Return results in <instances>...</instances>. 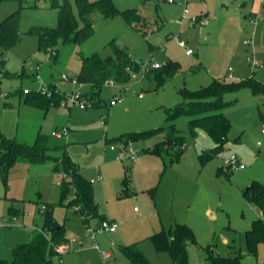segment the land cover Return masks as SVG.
Instances as JSON below:
<instances>
[{"label":"rangeland","instance_id":"1","mask_svg":"<svg viewBox=\"0 0 264 264\" xmlns=\"http://www.w3.org/2000/svg\"><path fill=\"white\" fill-rule=\"evenodd\" d=\"M114 2L121 10L138 8L146 24L132 26L120 15L104 18L96 12L92 36L80 45L60 42L56 62L49 58L48 51L39 49L37 36L28 30L32 26H56L58 10L50 6L51 0L24 2L20 11L21 36L7 50L5 68L15 73L25 71L26 75L11 77L0 69V137L4 134L32 144L39 132L50 135L53 143L61 145L52 149V154H67L87 181L96 179L92 186L99 215L90 216L88 226L95 229L105 219L116 221L118 228L114 232H98L92 240L83 218L75 213L76 207L66 205L75 197V191L63 198L62 185L57 184L70 178L63 171H55L52 162L19 161L6 178L0 174V218L17 219H9V226H0V257L7 264L12 262L14 247L29 241L34 229L42 228L45 220L42 208L46 207H52L54 218L64 226L70 240L60 247L63 253L55 256L58 264H131L120 246L136 242L153 264H175L168 253L157 252L148 237L176 223L189 225L196 238V242H188L187 264H209L208 244H213L216 253L229 255L227 242L233 244L232 240L239 238L238 232L243 233L253 218L264 215V208L244 195L253 180L264 183V134L260 120V114H264L263 95H254L247 88L226 94L225 100L231 103L224 112L232 123L228 140L207 162H202L199 155L215 146V141L201 128L194 132L186 115L176 118L186 146L178 158L170 150L160 154L151 151L156 142L164 139L163 133L132 143L137 162L127 156L117 159L122 141L114 140L130 132L162 126L168 109L183 102L180 91L184 87L198 89L213 78L227 77L229 67L234 70V79L250 75L249 51L259 65H264V19L254 24L250 16L257 13L264 17V8H260L258 0ZM19 4L17 0H0V22L17 10ZM182 16L183 23H179ZM193 18L199 21L194 24ZM251 38L253 44L246 45L244 41ZM112 40L127 46L138 61L146 62L154 56L161 66L171 59L178 67L163 73L161 83L154 70H149L146 77L131 79L128 90L105 83L100 92L101 103L85 109L78 105L52 107L46 114L44 109L25 102L22 90L44 87L32 78L33 69L39 66L44 83L52 77L62 91L79 89L87 93L83 102L88 103L89 86L80 88L79 83L73 82L81 66L80 55H112L109 45ZM181 40L186 47L180 46ZM150 45L154 46L152 50ZM187 49L192 54H186ZM63 74L69 78L64 82ZM256 77L264 79L263 67L256 69ZM116 93L122 101L111 105ZM59 125L68 128L67 139H57L51 134ZM112 144L116 150L111 149ZM232 154L239 156L244 168L228 170L223 166V158ZM99 175L102 179L97 180ZM125 175L131 189L129 195L120 197ZM10 207L14 208L12 214ZM104 251L111 252L106 260L102 256ZM256 261L264 264V243L258 248L257 258L245 255L242 259L243 264Z\"/></svg>","mask_w":264,"mask_h":264},{"label":"trees","instance_id":"2","mask_svg":"<svg viewBox=\"0 0 264 264\" xmlns=\"http://www.w3.org/2000/svg\"><path fill=\"white\" fill-rule=\"evenodd\" d=\"M19 1L17 10L9 14L0 22V69L5 75L20 78L26 75L11 72L5 68L6 52L21 36L20 31V11L26 0ZM73 4L77 7V14L74 12ZM50 6L58 10V21L54 27L32 26L28 31L37 36L39 49L48 51L49 58L56 62L59 56L57 45L63 44L80 45L89 39L95 29L93 14L100 12L104 18L122 16L127 23L137 26L138 23L146 24V19L138 8L119 9L114 0H51ZM113 54L102 57L98 53L85 56L81 53V66L74 78L78 83L88 85L91 96L88 102L92 106L101 103L100 92L102 86L113 80L126 84L131 80L132 72H139L144 61H138L128 50L127 46L119 44L116 40L109 43ZM154 46L150 45L152 50ZM178 67L173 60H168L164 65L150 69L157 72L158 83L162 81L163 73H170ZM147 73L146 76H148ZM32 78L36 75L32 72ZM73 80V79H71ZM247 88L254 95L264 96V79H258L255 74L246 78L234 80L226 77L213 78L206 86L198 89H181L183 102L174 108L168 109L165 123L151 130L130 132L114 140L122 143L136 142L153 137L159 133L164 134V139L156 142L151 151L160 154L162 151H172L175 158H178L185 149V136L181 133L176 123V118L181 115L189 116V125L194 132L197 128L203 129L215 141V146L205 149L200 153L202 162H207L214 155L224 148L228 140L231 129V120L224 112L231 103L225 100L228 93L237 92ZM51 96L41 90L32 89L25 92V102L32 106L44 109L46 112L51 107L60 106L61 100L65 97V92L61 91L57 85L49 84ZM87 93H83L81 98ZM260 120L264 122V114H260ZM64 146V145H63ZM61 147L60 144L53 143L51 136L39 132L32 144L16 141L4 134L0 137V174L6 178L15 164L19 161L28 163L52 162L55 171H63L69 176V180H64L62 184V197L66 198L71 190L75 191V197L66 205L72 207L79 205L80 209L75 213L83 218V222L88 226L90 216L99 215L98 205L94 198V189L91 181H87L80 167L67 154L57 156L50 151ZM172 157V160L174 159ZM232 170V169H228ZM126 172V170H125ZM228 173V172H227ZM123 190L120 197L129 195V178L125 175L123 179ZM151 194L154 189H151ZM245 197L264 208V183L253 180L245 189ZM45 215L44 224L41 229H34L29 241L18 244L13 249V259L11 264H58L55 256L61 255L57 247L65 245L69 239L65 235V228L59 224L53 216L52 207L42 208ZM9 213H14V208H9ZM105 220V219H104ZM242 244L239 248L232 250L227 256L220 255L214 251L213 244L206 247L209 264H243L244 250L257 257L258 248L264 243V218L256 217L252 220L251 226L243 233H239ZM157 252L168 253L175 264H187V245L189 241L196 242L192 228L186 223H176L169 229H162L148 237ZM234 241V240H233ZM120 250L131 264H153L146 253L139 247L138 243L121 245ZM5 258L0 257V264H7Z\"/></svg>","mask_w":264,"mask_h":264},{"label":"built area","instance_id":"3","mask_svg":"<svg viewBox=\"0 0 264 264\" xmlns=\"http://www.w3.org/2000/svg\"><path fill=\"white\" fill-rule=\"evenodd\" d=\"M170 2H174L175 0H169ZM260 8H264V0H258ZM185 14H188V10H185ZM183 17L182 16L178 22L179 23H183ZM262 19H264V17L260 16L259 14H253L251 15V21L254 24H259ZM192 21L194 22V24H196L199 20L193 18ZM206 22V21H205ZM244 43L246 45H251L253 44V40L251 39H247L244 41ZM180 46L182 47H186V43L185 41L181 40L179 42ZM186 54H192V50L191 49H187L186 50ZM247 62L249 63L250 67H251V71L254 72L257 68L259 67H263L264 65H259V63L256 61L255 57H254V53H251L250 51L247 52ZM161 64L159 62L156 61V59L154 58V56H150L149 59L143 63L142 68L139 72H132L131 73V79H138L140 76L142 77H146L147 73L149 72V70L151 68H158L160 67ZM41 67L37 66L35 69H33V72L36 75V80L41 83L44 84V87L41 90L43 93L47 94L48 96H51V90L49 89V85H46L43 80H42V76L40 73ZM228 76L231 78L233 76L232 74V68L230 67L228 69ZM63 81L69 79L65 74L62 75L61 78ZM73 82L75 84H77L78 82L76 80H73ZM106 83L110 84L111 86H115L118 88H122L124 90H128V86L127 83L123 84V83H118L115 82L113 80H108ZM80 84V88L83 87L85 84L83 83H79ZM28 90H25V92H27ZM65 92V91H64ZM83 93L80 92L79 89L77 90H71V92H65V97L61 100L60 102V107H67V108H71L73 105H78L80 108L85 109L87 107H91L92 103L91 102H83V98H81ZM140 97H142L143 95L140 94ZM122 101V98L120 97V95L118 93L114 94L113 99L110 101L111 105H116L118 102ZM262 129L261 132L264 134V122L262 123ZM51 134L57 138V139H67L68 138V128L66 126H63L61 129H55L51 132ZM258 145L261 146L262 142L259 141ZM112 149H115V145H111ZM129 157L133 162L137 161V155L136 152L132 146V142H128V143H122V148L120 149L119 155H118V159H124L125 157ZM223 166H225L227 169H232V170H238V169H242L244 168L243 163L241 162V159L239 158V156L237 154H232L229 157H224L223 158ZM64 173V172H63ZM64 176L66 178H69V176L64 173ZM101 177V176H100ZM94 180H91V183H93ZM58 185H62L61 182L57 183ZM76 210L80 209L79 205H75ZM9 219H13V218H9ZM8 218H0V226H6L8 224ZM13 221H17V219H13ZM11 221V222H13ZM118 228V223L116 221H108V220H103L101 222V224L93 229L90 226H88V230L90 231V237L92 240L95 239L96 235L98 232L101 231H109V232H114L116 231ZM94 246L98 248V245L94 243ZM62 246L57 247V251L62 254L63 252H61V248ZM245 254H249L248 250H244L243 251ZM102 256L104 258V260L108 259L111 254L110 252H102ZM255 264H262L260 262H256Z\"/></svg>","mask_w":264,"mask_h":264},{"label":"crops","instance_id":"4","mask_svg":"<svg viewBox=\"0 0 264 264\" xmlns=\"http://www.w3.org/2000/svg\"><path fill=\"white\" fill-rule=\"evenodd\" d=\"M251 16V15H250ZM230 68V67H229ZM228 68V69H229ZM228 69H227V74H228ZM233 69H232V74H233ZM252 74H255V76H256V70L254 71V72H252L251 71V73H250V75H252ZM250 75H247V76H245L244 78H246V77H248V76H250ZM235 75L233 74V76L230 78L228 75H227V77L226 78H229V79H234L235 77H234ZM51 80H49V82H47V84L46 85H49V84H55V85H57L58 86V88L62 91V88H60V86L53 80V78L51 77L50 78ZM241 79H243V78H241ZM234 80H239V79H234ZM62 82H64L63 80H62ZM58 107H60V106H58ZM52 108V107H51ZM53 108H55V107H53ZM49 111V110H48ZM48 112H46V114H47ZM61 127H63V125L62 126H56L55 127V129H58V128H61ZM161 141V140H160ZM133 143V142H132ZM122 145V144H121ZM112 149V148H111ZM112 150H116V147H115V149H112ZM118 159V158H117ZM137 162V161H136ZM101 175H99L98 177H97V180H100V179H102V177H100ZM93 180H94V182L93 183H95L96 182V179H94V178H92ZM92 179H90V181L92 180ZM92 183V184H93ZM258 217H262V218H264V215L263 216H258ZM254 219V218H253ZM252 219V220H253ZM238 235H239V232H238ZM226 241H227V239H225ZM234 240V241H233ZM232 241V243L233 244H230L229 242H227V244H229V246L230 245H232V250L234 249L233 247H235V246H237V247H235V249H237V248H239L240 247V245L242 244V242H241V239H240V235H239V238L237 239V238H235V239H233ZM237 241H238V244H237ZM69 243H70V240H69ZM93 244H94V241H93ZM65 245H67V244H65ZM64 246V245H63ZM62 246V247H63ZM68 247V246H67ZM231 249V248H230ZM244 253V252H243ZM110 254H111V252H110ZM245 254V253H244ZM245 255H251V254H245ZM253 256V255H252ZM255 258H257V257H255ZM256 262H258V261H256ZM255 262V263H256Z\"/></svg>","mask_w":264,"mask_h":264}]
</instances>
